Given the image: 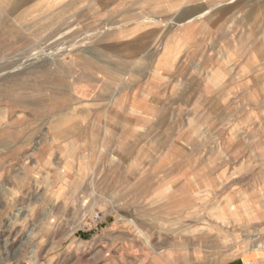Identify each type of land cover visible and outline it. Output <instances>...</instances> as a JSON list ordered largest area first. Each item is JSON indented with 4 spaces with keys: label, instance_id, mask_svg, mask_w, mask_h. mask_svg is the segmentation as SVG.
<instances>
[{
    "label": "rangeland",
    "instance_id": "rangeland-1",
    "mask_svg": "<svg viewBox=\"0 0 264 264\" xmlns=\"http://www.w3.org/2000/svg\"><path fill=\"white\" fill-rule=\"evenodd\" d=\"M255 251L264 0H0V264Z\"/></svg>",
    "mask_w": 264,
    "mask_h": 264
},
{
    "label": "crops",
    "instance_id": "crops-1",
    "mask_svg": "<svg viewBox=\"0 0 264 264\" xmlns=\"http://www.w3.org/2000/svg\"><path fill=\"white\" fill-rule=\"evenodd\" d=\"M229 264H264V253L262 251L250 252L242 258L234 259Z\"/></svg>",
    "mask_w": 264,
    "mask_h": 264
},
{
    "label": "bare ground",
    "instance_id": "bare-ground-1",
    "mask_svg": "<svg viewBox=\"0 0 264 264\" xmlns=\"http://www.w3.org/2000/svg\"><path fill=\"white\" fill-rule=\"evenodd\" d=\"M2 1H3V0H2ZM44 74H45V73H44ZM44 74H43V75H44ZM46 75H47V74H45V76H46ZM41 77H42V76H41ZM44 78H45V77H44ZM46 78H47V77H46Z\"/></svg>",
    "mask_w": 264,
    "mask_h": 264
}]
</instances>
